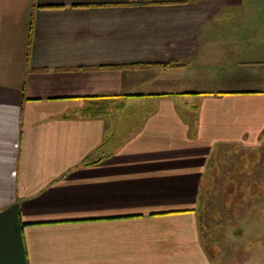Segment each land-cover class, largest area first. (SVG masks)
<instances>
[{
    "label": "crops",
    "instance_id": "obj_1",
    "mask_svg": "<svg viewBox=\"0 0 264 264\" xmlns=\"http://www.w3.org/2000/svg\"><path fill=\"white\" fill-rule=\"evenodd\" d=\"M248 1L0 0V264H214L213 162L264 146Z\"/></svg>",
    "mask_w": 264,
    "mask_h": 264
},
{
    "label": "rangeland",
    "instance_id": "obj_2",
    "mask_svg": "<svg viewBox=\"0 0 264 264\" xmlns=\"http://www.w3.org/2000/svg\"><path fill=\"white\" fill-rule=\"evenodd\" d=\"M258 1H248L254 18ZM215 160V179L206 184L201 214L202 236L213 262L264 264V146L233 147Z\"/></svg>",
    "mask_w": 264,
    "mask_h": 264
},
{
    "label": "trees",
    "instance_id": "obj_3",
    "mask_svg": "<svg viewBox=\"0 0 264 264\" xmlns=\"http://www.w3.org/2000/svg\"><path fill=\"white\" fill-rule=\"evenodd\" d=\"M204 196V195H203ZM203 196H202V200H203Z\"/></svg>",
    "mask_w": 264,
    "mask_h": 264
}]
</instances>
